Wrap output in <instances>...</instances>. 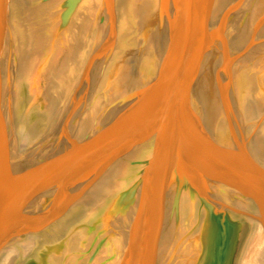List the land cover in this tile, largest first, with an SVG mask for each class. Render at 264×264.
Masks as SVG:
<instances>
[{
	"label": "water",
	"instance_id": "obj_1",
	"mask_svg": "<svg viewBox=\"0 0 264 264\" xmlns=\"http://www.w3.org/2000/svg\"><path fill=\"white\" fill-rule=\"evenodd\" d=\"M254 223L264 0H0V254L243 264Z\"/></svg>",
	"mask_w": 264,
	"mask_h": 264
},
{
	"label": "bare ground",
	"instance_id": "obj_2",
	"mask_svg": "<svg viewBox=\"0 0 264 264\" xmlns=\"http://www.w3.org/2000/svg\"><path fill=\"white\" fill-rule=\"evenodd\" d=\"M52 76L55 77L54 75H52ZM53 84L54 83L52 81H51V84H49V88L47 91H50V93L47 91L45 92V94H47V93L50 94V97H51L49 105H47V108L45 111L38 114L39 115L38 117H41L42 119H43V116L46 118H50L54 112V109L56 108L58 97L57 96L55 97L54 94L58 90L56 91V89H55L56 84L54 86H53ZM25 89H26V87L24 85L23 90H25ZM51 93H54V94H51ZM34 130L35 129H33V128L31 129L29 127V125H23L22 126V128H21V133H22L21 144L23 146H25L28 143V141H30L35 136ZM108 182H109V176L105 177L98 184V188L94 192L93 196H96V198H97V197H99V195L102 192H106L107 187H108ZM253 226H254L253 227V233H252L251 237L249 238V240L247 241V243L244 247L240 262L242 261L243 264H264V234H263L262 230L260 229V227L258 226L257 223H254ZM31 238H33V236L26 238V240L25 239L22 240L21 246H23V248L29 247V244L31 243L30 242ZM22 253H23V251L21 249L19 250L17 248V246L7 248L6 250H4L0 254V264H12L14 258L17 255H21Z\"/></svg>",
	"mask_w": 264,
	"mask_h": 264
}]
</instances>
